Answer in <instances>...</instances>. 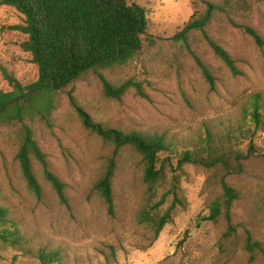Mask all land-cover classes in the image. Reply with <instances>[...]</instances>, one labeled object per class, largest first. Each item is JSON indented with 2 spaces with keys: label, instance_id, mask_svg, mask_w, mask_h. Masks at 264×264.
<instances>
[{
  "label": "rangeland",
  "instance_id": "obj_1",
  "mask_svg": "<svg viewBox=\"0 0 264 264\" xmlns=\"http://www.w3.org/2000/svg\"><path fill=\"white\" fill-rule=\"evenodd\" d=\"M130 1L147 12L142 49L128 64L100 73L114 86L134 80L141 89L130 88L120 100L110 99L98 75L89 73L59 92L49 120L25 121L52 172L66 184L68 206L60 202L35 159L33 170L43 195L38 199L30 191L16 159L21 125H0V205L9 210L23 237L18 247L0 243V264H42L39 253L44 250L60 251L61 259L52 264H264L261 253L251 262L244 248L249 232L264 250V131H247L253 128V97L261 95L264 102V46L244 29H254L264 40V0ZM206 2L220 9L205 31L233 57L237 75L213 53L201 31H192L187 42L173 39L193 14L199 17L205 11ZM24 22L16 9L0 6V66L28 84L37 80L38 68L20 48L25 36L10 29ZM196 58L213 74L214 90ZM0 89H12L1 70ZM69 92L76 105L105 128L164 135L176 144L156 200L175 184L186 208L157 238L138 221L148 200L142 157L129 145L117 150L87 129L70 104ZM207 130L221 146L248 157L241 161L240 173L193 164L178 169L176 155L199 146ZM115 153L110 215L95 185ZM223 180L238 193L230 235L224 215L216 222L208 220L211 204L222 199ZM171 200L170 195L163 207Z\"/></svg>",
  "mask_w": 264,
  "mask_h": 264
},
{
  "label": "trees",
  "instance_id": "obj_2",
  "mask_svg": "<svg viewBox=\"0 0 264 264\" xmlns=\"http://www.w3.org/2000/svg\"><path fill=\"white\" fill-rule=\"evenodd\" d=\"M0 6L16 9L25 17L23 25L10 29L25 36L20 48L31 56L32 63L38 68L36 81L23 84L0 66V70L11 86L10 91L0 89V125H21V142L16 155L22 176L34 195L40 199L43 189L33 170V159L41 166L45 180L51 185L60 202L68 206L66 184L56 176L47 157L35 140L26 120L40 118L49 120L55 108L56 96L74 81L89 73L98 75L103 93L107 98L120 100L130 88L141 89L140 83L129 80L120 85L110 84L100 73L114 66H123L132 61L143 46L142 37L148 30L147 12L144 7L130 0H0ZM220 6L206 2L205 11L196 17L192 15L184 28L174 35V40L187 42L192 31H201L213 53L231 70L239 74L236 62L228 51L207 35L205 28ZM259 46L264 40L254 29L244 27ZM203 76L210 88L215 89V78L210 70L196 58ZM70 104L77 110L84 126L91 129L106 141H111L117 150L124 146L133 147L142 157L144 164L143 180L147 187V204L138 215V221L146 225L157 238L164 227L171 223L178 211L185 209L186 200L175 184L165 191L158 200V190L166 179L167 159L175 154L176 144L164 135L140 132L124 133L103 127L93 122L69 92ZM251 125L247 131H264L263 97L255 95L251 104ZM48 122V121H47ZM242 133L246 132L241 128ZM250 148V147H249ZM250 152V151H249ZM116 155L111 157L104 174L95 185V190L106 204L110 215L114 214V177L116 174ZM178 169L185 164H193L207 169L216 166L227 172L240 173L241 161L247 159L231 146L225 148L217 143L215 135L206 131L199 146L176 155ZM222 199L211 204L209 221L216 222L222 215L228 223L227 235L232 233L231 208L238 193L224 180L221 182ZM172 200L167 207L168 196ZM0 243L18 247L23 243L18 228L10 219L9 210L0 205ZM245 251L250 261L264 250L261 244L246 233ZM42 264H52L61 259L60 251H40Z\"/></svg>",
  "mask_w": 264,
  "mask_h": 264
}]
</instances>
